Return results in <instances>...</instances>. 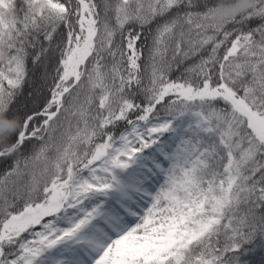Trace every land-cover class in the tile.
Wrapping results in <instances>:
<instances>
[{
	"label": "snow or ice",
	"instance_id": "6c2138e0",
	"mask_svg": "<svg viewBox=\"0 0 264 264\" xmlns=\"http://www.w3.org/2000/svg\"><path fill=\"white\" fill-rule=\"evenodd\" d=\"M0 264H264V0H0Z\"/></svg>",
	"mask_w": 264,
	"mask_h": 264
},
{
	"label": "trees",
	"instance_id": "16d2710c",
	"mask_svg": "<svg viewBox=\"0 0 264 264\" xmlns=\"http://www.w3.org/2000/svg\"><path fill=\"white\" fill-rule=\"evenodd\" d=\"M2 171H3V169H2V168H0V173H2Z\"/></svg>",
	"mask_w": 264,
	"mask_h": 264
}]
</instances>
